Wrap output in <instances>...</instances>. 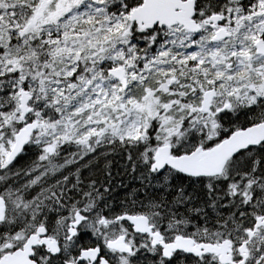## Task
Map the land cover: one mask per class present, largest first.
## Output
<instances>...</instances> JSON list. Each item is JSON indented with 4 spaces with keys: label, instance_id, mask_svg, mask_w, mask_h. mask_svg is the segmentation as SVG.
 Returning a JSON list of instances; mask_svg holds the SVG:
<instances>
[{
    "label": "snow or ice",
    "instance_id": "snow-or-ice-1",
    "mask_svg": "<svg viewBox=\"0 0 264 264\" xmlns=\"http://www.w3.org/2000/svg\"><path fill=\"white\" fill-rule=\"evenodd\" d=\"M0 264H264V0H0Z\"/></svg>",
    "mask_w": 264,
    "mask_h": 264
},
{
    "label": "trees",
    "instance_id": "trees-1",
    "mask_svg": "<svg viewBox=\"0 0 264 264\" xmlns=\"http://www.w3.org/2000/svg\"><path fill=\"white\" fill-rule=\"evenodd\" d=\"M122 164H123V161L120 159L119 156H117L113 161V169H112L113 177H114L113 183L119 184L121 181H123L126 184H130V186H134V185H131L129 177L123 174L122 167H121ZM124 194L125 193L123 190L117 189V195L120 198H123Z\"/></svg>",
    "mask_w": 264,
    "mask_h": 264
}]
</instances>
